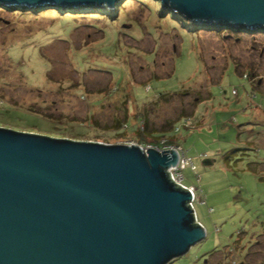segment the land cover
Instances as JSON below:
<instances>
[{"label":"rangeland","instance_id":"374dc122","mask_svg":"<svg viewBox=\"0 0 264 264\" xmlns=\"http://www.w3.org/2000/svg\"><path fill=\"white\" fill-rule=\"evenodd\" d=\"M117 5L113 18L0 8V127L140 147L148 108L195 167L183 183L206 231L170 264H264V32L192 31L152 0Z\"/></svg>","mask_w":264,"mask_h":264},{"label":"water","instance_id":"95a60500","mask_svg":"<svg viewBox=\"0 0 264 264\" xmlns=\"http://www.w3.org/2000/svg\"><path fill=\"white\" fill-rule=\"evenodd\" d=\"M195 25L264 32V0H158ZM120 0H0L107 8ZM176 149L57 139L0 127V264H170L205 240Z\"/></svg>","mask_w":264,"mask_h":264},{"label":"trees","instance_id":"16d2710c","mask_svg":"<svg viewBox=\"0 0 264 264\" xmlns=\"http://www.w3.org/2000/svg\"><path fill=\"white\" fill-rule=\"evenodd\" d=\"M121 1H123V0H120V2ZM124 1H126V0H124ZM152 2H155V3L159 4V5H161V3L158 0H152ZM13 7H15V6L6 7V8L0 7V8L8 10L10 8H13ZM117 7H118V5H116L115 9ZM16 8H19V7H16ZM48 8H51L50 10L58 13L59 15L66 14L67 16H72L75 13H73L72 11L65 12L66 11L65 9H73V10L80 9V8H64V7H60V6H58V7L55 6L53 8H52V6L51 7L50 6H43V7H39V8H33V9L19 8L20 10H17L18 11L17 13L19 15V13H21V12L26 10V11H29L30 14L34 15V13L41 12L42 9H48ZM90 10H86L88 12H84L82 14L86 13V14H90V15H96L97 18H99V17H112L113 18L117 14V12H115L116 10L115 11L107 10L106 12L97 11V13H95V14L92 13ZM164 10L165 9L163 8V11ZM117 11H119V13L121 14L122 9H118ZM112 12H114V13H112ZM169 14L174 16L173 19H177L179 21H185V20L179 18L177 15H175V14H173L171 12L167 13V15H169ZM192 27H194V29L192 31H209V32L219 33V32H221L223 30L228 35H230V33H236V31L232 30V29H226V28L220 29L218 27L209 26V25H195V24H192ZM241 32L242 33L251 34L250 32H246V31H241ZM170 96L171 95H165L164 98H167V97H170ZM199 100H201V99H199ZM139 113L141 114L140 119L142 120V124H143L144 128L142 130H137L136 131V135H137L136 139L140 140L142 145H144V146H148L149 145V146H152L154 148L178 146V145H174L175 143H173L170 139L166 138L165 136L163 137V136L158 135L161 132L159 131V128L156 125V123L152 120L151 117H149L150 114H149V109L148 108L143 109V112L139 111ZM3 123H5V122H3ZM8 124L10 126H12V127L18 126V124H15V123H12V122H9ZM183 125L187 127L188 120H185ZM171 128H172L171 124L168 125V124L164 123L163 132L164 133L168 132ZM179 129L180 128H176L175 131L178 132ZM164 139H166L165 143H164L166 145H162V141ZM152 140H156V141H152Z\"/></svg>","mask_w":264,"mask_h":264},{"label":"built area","instance_id":"2783aa9c","mask_svg":"<svg viewBox=\"0 0 264 264\" xmlns=\"http://www.w3.org/2000/svg\"><path fill=\"white\" fill-rule=\"evenodd\" d=\"M141 149L145 150L146 149H149V148H152V149H156V150H172V149H177L182 155L183 157L181 158V162L179 164V166L177 168H172V170H169L167 171L168 173L172 174L173 176V179L175 181V183L189 189L193 195H194V198L191 202H189L187 204V206L196 214V219H197V213H196V208H195V202H196V198H197V192H196V189L194 187H189V186H186L183 181H184V176H183V170L185 167H187L188 165H192V168L195 170V167L193 165V163L188 160L186 157H185V154L184 152L180 149V147H177V146H171V147H162V148H154L152 146H140ZM197 223H199V221L197 220ZM200 224V223H199ZM201 225V224H200ZM202 226V225H201Z\"/></svg>","mask_w":264,"mask_h":264}]
</instances>
